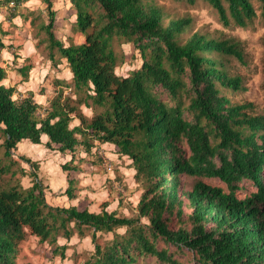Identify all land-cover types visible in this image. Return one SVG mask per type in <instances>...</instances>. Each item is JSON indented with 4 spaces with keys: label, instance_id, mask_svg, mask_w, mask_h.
<instances>
[{
    "label": "trees",
    "instance_id": "obj_1",
    "mask_svg": "<svg viewBox=\"0 0 264 264\" xmlns=\"http://www.w3.org/2000/svg\"><path fill=\"white\" fill-rule=\"evenodd\" d=\"M27 1L0 5L15 10ZM40 1L49 60L57 64L55 53L65 60L71 78L54 80L53 95L42 105L32 91L4 85L7 71L0 65V264H17L27 234L63 258L67 246L58 238H82L85 231L94 251L84 264H137L142 257L186 264L175 257L181 251L190 254L191 264H264V114L224 92L246 90L243 77L230 70L232 60L245 64L238 42L191 32V17L170 18L154 0H68L73 34L83 41L66 42L54 32L56 0ZM202 1L225 28L264 22V0H255L259 14L253 0ZM5 35L0 24V50ZM121 44H131L142 61L126 77L115 72L123 61L115 45ZM262 67L264 78V51ZM29 70H18L24 82ZM44 136L48 150L70 157L60 166L67 184L62 194L43 184L38 162L17 153L22 141L40 145ZM102 144L131 162L141 194L130 216L107 211L106 202L96 213L61 201L78 198L72 174L81 165L102 167ZM115 173L114 187L124 183ZM26 176L28 187L21 184ZM244 181L255 191L242 195ZM109 233L112 239L100 244L99 235Z\"/></svg>",
    "mask_w": 264,
    "mask_h": 264
},
{
    "label": "rangeland",
    "instance_id": "obj_2",
    "mask_svg": "<svg viewBox=\"0 0 264 264\" xmlns=\"http://www.w3.org/2000/svg\"><path fill=\"white\" fill-rule=\"evenodd\" d=\"M67 0H56L53 2V9L56 12L54 32L57 38L68 41L71 37L76 42H82L80 35L73 34L72 24L74 15ZM156 4L161 6L170 18L189 16L192 18L193 31H200L209 36L218 39H229L238 42L243 51L245 64H241L232 60L230 62V70L240 74L244 79L243 92H230L224 90L225 94L234 102H251L255 106V111L264 114V78L262 75V57L263 45L262 38L264 36V22L259 18L254 20L252 28L241 29L233 25L223 27L217 17L216 12L204 1L198 0L195 5H188L185 2H177L174 0H154ZM253 5L259 14V4L253 0ZM14 15V16H12ZM0 24L5 36L2 41L5 45L0 50V65L6 69L7 78L3 81L4 85L14 86L18 92L24 93L32 91L34 99L39 94L53 95V81L68 80L71 77L69 68L65 60L58 58L55 53L57 64L52 66L48 48L46 46L45 34L40 30V25L46 20V6L40 0H28L21 7L13 10L9 6L0 5ZM115 49L123 56V61L116 67V74L126 77L132 70L139 69L142 61L137 50L131 44L115 45ZM23 66H29L27 73V81L24 82L18 70ZM70 80V79H69ZM162 100H167L166 94L158 92ZM90 116V111H86ZM21 148H17V153H22L29 158L35 159L38 152L33 148L36 145L27 140L21 142ZM28 144V145H27ZM32 146V147H29ZM22 167L27 165L19 163ZM50 171V170H49ZM46 180V179H45ZM184 182L189 186L190 181L183 178ZM209 183L217 186H223L218 180H208ZM24 187L30 185L28 176L21 179ZM43 184H46L44 182ZM242 187L240 193L242 195L255 191L251 182L244 181L240 185ZM47 187H49L47 185ZM50 188V187H49ZM99 192L109 195L107 201H98L85 198L78 203L73 200L75 206L79 208L86 207L90 212H100L101 204L107 203V211H116L117 213L130 216L132 211L130 208L136 206L141 190L134 181L127 183L116 182L113 184L104 182L95 185L92 188L93 194ZM111 192V193H110ZM110 193V194H109ZM121 203L119 205V200ZM60 202V201H59ZM69 202L65 201L67 206ZM124 229H118V233H123ZM99 243L104 244L112 239V234L99 235ZM58 245L67 246L64 257L53 255V247L47 243H42L33 235L27 234L22 242L19 243V254L16 259L17 264H84L93 254V245L90 240L89 232L85 231V236L80 238L76 233L67 241L58 238ZM158 247H164L159 243ZM169 251H174L173 247H169ZM175 257L186 264H191V256L186 251L175 252ZM137 264H159L155 258L142 257L137 259Z\"/></svg>",
    "mask_w": 264,
    "mask_h": 264
},
{
    "label": "crops",
    "instance_id": "obj_3",
    "mask_svg": "<svg viewBox=\"0 0 264 264\" xmlns=\"http://www.w3.org/2000/svg\"><path fill=\"white\" fill-rule=\"evenodd\" d=\"M67 3L69 4V1ZM46 93L47 94H39L35 101L38 104L46 105L47 99L51 97L49 95V91H47ZM41 97L42 99H39ZM87 110L88 109L83 108V112L86 116L89 115L86 112ZM72 125H77V122L74 121ZM46 141L47 138L45 136L42 137V144L36 145V147L33 148L38 152V156H36V158L33 160L38 162L39 164V178L42 180V182H46L47 185L50 187L48 188L53 193L62 194L66 189L67 184L66 175L62 172L60 166L67 163L70 160V157L63 155L61 156L57 151L48 150L45 147ZM21 145L22 143L18 144L19 149L21 148ZM29 147L32 146L29 145ZM97 150L98 156L103 161L102 167L85 163L81 165L82 171L72 174V177L78 180V185L80 189V191L78 192V198L76 199L77 203L80 200H84L85 198H89L92 201L96 200V202L100 200L107 201L109 197L107 193L98 191L97 194H93L92 188L95 187V185H101L108 180H110L113 184V182L116 181L115 170L120 176H122L124 183L129 184L130 181H133L134 170L130 168L131 162L129 159H127L126 157H119L117 154H115L113 146L110 144H102L97 148ZM106 163H109L111 165L110 169L106 168ZM61 201L63 204L65 201L69 202L67 206L76 205L74 204L73 200L68 201L64 196L61 198Z\"/></svg>",
    "mask_w": 264,
    "mask_h": 264
},
{
    "label": "built area",
    "instance_id": "obj_4",
    "mask_svg": "<svg viewBox=\"0 0 264 264\" xmlns=\"http://www.w3.org/2000/svg\"><path fill=\"white\" fill-rule=\"evenodd\" d=\"M106 168L110 169L111 165L109 163H106Z\"/></svg>",
    "mask_w": 264,
    "mask_h": 264
},
{
    "label": "clouds",
    "instance_id": "obj_5",
    "mask_svg": "<svg viewBox=\"0 0 264 264\" xmlns=\"http://www.w3.org/2000/svg\"><path fill=\"white\" fill-rule=\"evenodd\" d=\"M3 19V17L2 16H0V20H2ZM15 97H13V99H14ZM39 99H42V97L41 98H39Z\"/></svg>",
    "mask_w": 264,
    "mask_h": 264
}]
</instances>
